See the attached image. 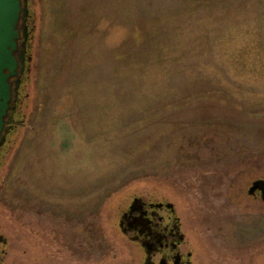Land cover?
<instances>
[{
	"label": "rangeland",
	"instance_id": "1",
	"mask_svg": "<svg viewBox=\"0 0 264 264\" xmlns=\"http://www.w3.org/2000/svg\"><path fill=\"white\" fill-rule=\"evenodd\" d=\"M29 70L0 160L23 264L126 261L134 195L174 204L204 264L264 251V0H28Z\"/></svg>",
	"mask_w": 264,
	"mask_h": 264
},
{
	"label": "flooded vegetation",
	"instance_id": "2",
	"mask_svg": "<svg viewBox=\"0 0 264 264\" xmlns=\"http://www.w3.org/2000/svg\"><path fill=\"white\" fill-rule=\"evenodd\" d=\"M29 17L26 21L29 38L27 54L29 55V41L32 28ZM29 63L21 76L19 97L16 109L9 114L6 141L0 148L2 152L8 142V137L15 129L17 113L20 104V91L24 77L28 72ZM257 181V180H256ZM252 181L249 188L251 187ZM249 198L264 202V193L257 189L247 192ZM117 217V225L121 233L126 253V261L119 264H204L202 246L193 231L181 218L174 204L153 196L134 195L122 205ZM10 226L0 214V264H23L20 257L21 244L11 240L6 230ZM257 264H264V251L256 255ZM26 264V263H25Z\"/></svg>",
	"mask_w": 264,
	"mask_h": 264
},
{
	"label": "water",
	"instance_id": "3",
	"mask_svg": "<svg viewBox=\"0 0 264 264\" xmlns=\"http://www.w3.org/2000/svg\"><path fill=\"white\" fill-rule=\"evenodd\" d=\"M28 2L0 0V148L6 141L9 114L16 109L21 76L31 61V57H26ZM257 189L264 193V180L253 182L249 192Z\"/></svg>",
	"mask_w": 264,
	"mask_h": 264
}]
</instances>
